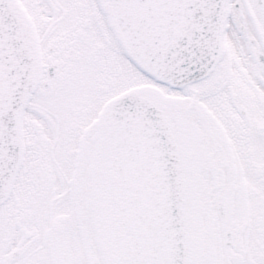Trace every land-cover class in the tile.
<instances>
[{
	"label": "snow or ice",
	"instance_id": "obj_1",
	"mask_svg": "<svg viewBox=\"0 0 264 264\" xmlns=\"http://www.w3.org/2000/svg\"><path fill=\"white\" fill-rule=\"evenodd\" d=\"M0 264H264V0H0Z\"/></svg>",
	"mask_w": 264,
	"mask_h": 264
}]
</instances>
